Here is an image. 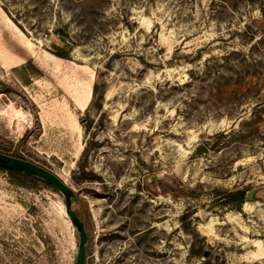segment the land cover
Instances as JSON below:
<instances>
[{
	"label": "rangeland",
	"instance_id": "rangeland-1",
	"mask_svg": "<svg viewBox=\"0 0 264 264\" xmlns=\"http://www.w3.org/2000/svg\"><path fill=\"white\" fill-rule=\"evenodd\" d=\"M0 153L85 264H264V0H0ZM78 242L0 170V264Z\"/></svg>",
	"mask_w": 264,
	"mask_h": 264
},
{
	"label": "water",
	"instance_id": "water-1",
	"mask_svg": "<svg viewBox=\"0 0 264 264\" xmlns=\"http://www.w3.org/2000/svg\"><path fill=\"white\" fill-rule=\"evenodd\" d=\"M60 40L63 42H67L66 39L61 37ZM0 168L38 178L63 196L65 201L66 214L69 217L71 224L75 228L79 240L76 264H85L88 235L85 230V224L83 220L78 216L77 212L74 209V205L79 200L78 196L53 173L29 161L0 153ZM246 199H251L250 194L247 195Z\"/></svg>",
	"mask_w": 264,
	"mask_h": 264
},
{
	"label": "trees",
	"instance_id": "trees-1",
	"mask_svg": "<svg viewBox=\"0 0 264 264\" xmlns=\"http://www.w3.org/2000/svg\"><path fill=\"white\" fill-rule=\"evenodd\" d=\"M58 35L59 37L61 38H64L66 40L67 37L65 35L62 34V32H58ZM67 55V54H66ZM57 57H60V58H63V59H66L67 56L65 55H61V54H57L56 55ZM96 85L94 86L93 88V93L95 94L96 92ZM93 95V94H92ZM15 158H18V159H22V157L20 156H14ZM1 171H4L6 173H8L14 180H17L20 184L22 185H27L28 183L29 184H34V183H41L43 185H45L46 187H49L50 189H52L53 191L57 192L55 189H53L52 187H50L48 184H46L45 182H43L42 180L38 179V178H35V177H32V176H28V175H25L23 173H18V172H13V171H8V170H4L2 168H0ZM229 199H233L235 202H242L244 200V193L242 192H234V193H230L228 194L227 196ZM78 216L81 218L80 214L77 213ZM82 219V218H81Z\"/></svg>",
	"mask_w": 264,
	"mask_h": 264
}]
</instances>
